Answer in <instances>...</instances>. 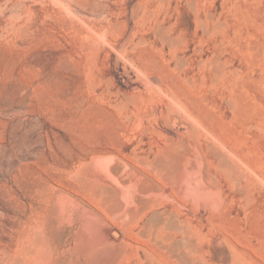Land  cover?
I'll use <instances>...</instances> for the list:
<instances>
[{
	"label": "rangeland",
	"instance_id": "rangeland-1",
	"mask_svg": "<svg viewBox=\"0 0 264 264\" xmlns=\"http://www.w3.org/2000/svg\"><path fill=\"white\" fill-rule=\"evenodd\" d=\"M167 144L185 146L203 192L159 193V209L174 204L186 233L227 237L264 261V0H0V264L26 243L34 187L51 182L102 214L80 187L83 158L114 153L149 173L140 158ZM119 219L104 216L119 241H149ZM74 225L78 248L61 242L69 227L44 241L54 264L119 250L88 253Z\"/></svg>",
	"mask_w": 264,
	"mask_h": 264
},
{
	"label": "bare ground",
	"instance_id": "bare-ground-1",
	"mask_svg": "<svg viewBox=\"0 0 264 264\" xmlns=\"http://www.w3.org/2000/svg\"><path fill=\"white\" fill-rule=\"evenodd\" d=\"M170 147L168 149L161 147V151L152 156H139L143 157L140 159L150 168L149 173L128 167L126 163L118 160V163L112 162L119 158L114 153H108L112 154L109 157L96 156V153L92 154L90 159L84 157L82 169L87 179L80 183V187L86 195L97 200L102 214L86 207L81 195L73 197L66 192H59V186L51 182L43 187H34L29 192V214L24 226L27 227L26 243L16 256V264H54L53 251L47 253L42 251L44 241L51 239L50 233L61 230L64 232L67 227L69 229L61 242L64 243L67 238H72L74 246L78 248L80 240H77L78 231L75 229V221L87 235L88 253H91L92 249L97 246L113 247L119 244V250H113V254H109L107 260L101 264H264L262 259L248 254L239 244L227 237L218 240L216 237L213 239L205 235V240H199L186 233L185 226L181 225L183 222L181 220L184 218H179L174 204L162 206L159 209L161 205L157 197L159 193L170 197L173 196V192H176L183 198L190 195L199 198L203 192V187L196 183V165L194 164L196 159L193 162L195 166L189 167L190 165H187L188 151L185 152V146H174L175 149ZM59 163V166H63L66 160L62 159ZM75 169H78V166ZM124 172L126 176L122 177L121 174ZM68 175L70 176V173ZM79 207L82 208L80 214L78 213ZM40 216L45 220L35 225L36 218ZM104 216L109 219L124 218L125 222L128 220V223L138 225L136 232L150 236L149 241L136 245L124 238L119 241L120 232L117 229H110L105 224ZM184 222L186 223V219ZM223 243L227 245L228 250L222 248ZM214 249H219L220 254L216 255Z\"/></svg>",
	"mask_w": 264,
	"mask_h": 264
}]
</instances>
